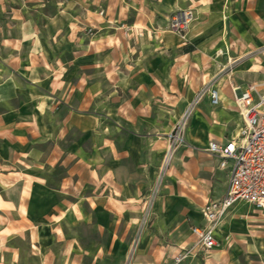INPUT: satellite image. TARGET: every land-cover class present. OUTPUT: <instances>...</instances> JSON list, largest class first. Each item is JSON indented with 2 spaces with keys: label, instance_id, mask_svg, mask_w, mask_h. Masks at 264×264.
<instances>
[{
  "label": "crops",
  "instance_id": "1",
  "mask_svg": "<svg viewBox=\"0 0 264 264\" xmlns=\"http://www.w3.org/2000/svg\"><path fill=\"white\" fill-rule=\"evenodd\" d=\"M197 1L202 18L206 13L212 17L213 11L220 8L224 19L218 30L224 33L225 42L231 47L264 46V0ZM158 7L153 11L143 5L144 12L128 28L124 25L127 11L119 9L109 19L121 20L124 27L119 26L110 34L100 32L91 39L79 35L72 25L65 41L72 48L67 61L59 57L51 59L53 42H42L34 37V29L22 24L24 39L12 41L10 45L16 53L4 67L0 66V264H81L84 256L63 231L65 219L77 218L74 210L85 208V193L95 183V177L100 176L103 186L124 191L115 181L113 171L100 166L102 156L95 149V136L101 122L91 112L94 98L104 95L106 87L114 93L127 91L133 98L127 105L131 112L144 107L149 97L162 91L174 94L180 90L176 65L167 70L165 87L143 62L132 60L134 53L127 46L129 40L139 39L138 33H145V27L150 30L155 18L161 15L170 18L175 12L165 3ZM86 21L89 23V16ZM95 24L99 26L100 22ZM29 38L31 51L26 56L24 45ZM130 49L135 48L130 46ZM251 62L246 57L245 64ZM248 68L246 74H237L233 80L230 77L217 85L220 103L213 106L210 98L209 102H200L190 120L189 142L205 147L208 155L188 150V159L179 175L182 183L174 188L173 197L201 205V220L190 230V238L196 243L192 228L206 225L202 208L208 201L225 195L230 177V166L221 169L220 161L206 151L208 144L226 143L238 135L243 125L231 85L245 90L253 83L259 88L264 84L263 81L243 83V79L252 77ZM212 71H204V78ZM201 85L199 80L197 88ZM193 91L183 90L180 94L190 98ZM227 95L232 103L227 101ZM117 108L116 113L127 109L124 105ZM162 146L164 151L166 142ZM107 147L120 157L115 144ZM221 170L225 172L220 174ZM215 235L218 242V229ZM154 243L150 239L140 246L135 264H233L226 251H218L216 247L204 252L199 245L197 251L203 263L196 255L176 262L180 254L188 252L187 246L160 248Z\"/></svg>",
  "mask_w": 264,
  "mask_h": 264
},
{
  "label": "rangeland",
  "instance_id": "2",
  "mask_svg": "<svg viewBox=\"0 0 264 264\" xmlns=\"http://www.w3.org/2000/svg\"><path fill=\"white\" fill-rule=\"evenodd\" d=\"M164 3L173 7V11L194 10L187 33L180 36L173 32L169 17L161 15L150 24V30L145 27V33H138L139 39L129 40L127 46L134 53L132 60L143 62L165 87L167 70L176 65L180 90L174 94L162 91L149 97L144 107L131 112L127 105L133 98L127 91L114 93L106 87L104 95L94 98L91 112L101 122L95 136V149L102 156L100 166L113 171L115 181L124 191L103 186L100 176L95 177V183L90 184L85 193V208L74 210L77 218L65 219L63 231L84 256L81 264H135L140 246L150 239L160 248L187 246L186 261L196 255L203 263L197 243L190 238L191 227L201 220V205L173 197V190L182 183L179 175L188 159V150L208 154L205 147L200 148L188 140L191 119L186 126L185 143L176 150L166 173L163 166L166 149L163 151L162 145L164 142L168 145L169 133L203 89L223 84L230 77L233 80L237 74H246L247 67L252 77H246L243 83L264 82V46L258 49L231 47L225 42L224 33L218 30L224 19L220 8L213 11L212 17L206 13L202 18L197 0H0L1 67L16 53L10 45L12 41L24 39L22 24L34 29V37L42 42H53L51 59L59 57L67 61L72 48L65 45V41L72 25L79 35L91 39L100 32L110 34L119 26L124 27L121 20L109 19L119 9L127 11L124 25L128 28L138 14L144 12L143 5L154 11L156 5L159 9ZM97 17L100 21H96ZM219 35L222 38L219 39ZM31 42L30 38L25 40L26 56L31 51ZM254 56L256 58L251 60ZM246 57L252 61L251 65L245 64ZM210 69L212 73L204 78V71ZM199 80L202 85L197 88ZM188 89L194 90L190 98L180 94ZM227 101L232 103L228 95ZM201 102H209L208 93ZM118 105L127 109L116 113ZM112 144L119 149L120 157L107 147ZM217 229L218 251H226L233 264H263L264 208L236 205ZM173 261L176 263L177 259Z\"/></svg>",
  "mask_w": 264,
  "mask_h": 264
},
{
  "label": "built area",
  "instance_id": "3",
  "mask_svg": "<svg viewBox=\"0 0 264 264\" xmlns=\"http://www.w3.org/2000/svg\"><path fill=\"white\" fill-rule=\"evenodd\" d=\"M194 19L191 8L173 12L169 18L170 29L184 36ZM234 102L243 125L238 135L226 143L210 141L207 152L216 157L221 169L230 166V177L225 195L219 200L208 201L202 208L206 225L194 226L193 235L204 252L218 247L216 231L223 219L235 205L244 203L257 209L264 208V84H250L245 90L231 85ZM208 93L211 104L217 106L221 96L219 89L211 85L203 89L182 114L180 121L168 135L163 166L169 169L176 150L185 143L186 126L204 95ZM179 255L176 259L185 258ZM264 264V262H263Z\"/></svg>",
  "mask_w": 264,
  "mask_h": 264
}]
</instances>
